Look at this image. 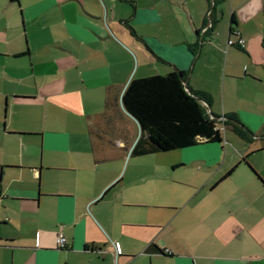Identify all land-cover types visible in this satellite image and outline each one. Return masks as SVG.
Segmentation results:
<instances>
[{
	"label": "crops",
	"instance_id": "1",
	"mask_svg": "<svg viewBox=\"0 0 264 264\" xmlns=\"http://www.w3.org/2000/svg\"><path fill=\"white\" fill-rule=\"evenodd\" d=\"M27 1L10 0L29 15L26 49L0 23V264H264V0ZM48 46L62 66L39 98L84 117L85 133L26 110L39 98L14 60ZM134 65L132 78L183 72L222 142L131 154L138 134L119 127L134 124L132 78L118 79Z\"/></svg>",
	"mask_w": 264,
	"mask_h": 264
},
{
	"label": "trees",
	"instance_id": "2",
	"mask_svg": "<svg viewBox=\"0 0 264 264\" xmlns=\"http://www.w3.org/2000/svg\"><path fill=\"white\" fill-rule=\"evenodd\" d=\"M233 24L232 20L231 27ZM200 98L204 95L185 87L181 71L132 78L121 95L123 109L140 128L131 154L145 155L222 142L218 121L206 114ZM223 124L233 128L244 140H250L251 133L233 115L227 116Z\"/></svg>",
	"mask_w": 264,
	"mask_h": 264
},
{
	"label": "rangeland",
	"instance_id": "3",
	"mask_svg": "<svg viewBox=\"0 0 264 264\" xmlns=\"http://www.w3.org/2000/svg\"><path fill=\"white\" fill-rule=\"evenodd\" d=\"M29 5L35 4L34 0H29L27 1ZM22 15L19 13L20 10L17 8L16 3H10V0H0V23L7 29V35L11 40L15 38H19L21 41L22 46L26 49L25 46V38L24 35L22 34L23 27H22V20H28L29 15L26 13V9H22ZM41 25V23H36L35 26L36 31L34 33L35 37L39 38L41 36H44L46 32L44 30L41 31L40 28H38ZM30 28V25H28V29ZM79 48V46H76ZM52 56L55 57V47L53 46H48V47H39L37 49L31 59H29L28 56H25L20 59L14 60L17 67L19 68H24V73L26 74V82L30 87V92L32 96L34 97L35 95L40 97V82L42 80V74H45L48 79L54 75L56 76V68L57 66H62L59 64V62H55L52 60ZM7 61V63H11L13 61L12 59H4ZM1 58V61H4ZM136 65H134L133 70L129 73L127 78L123 79V74L119 76L118 81L125 82V84L128 82L130 78L133 76L139 75V71L135 73ZM69 81H71L69 79ZM123 87V88H124ZM50 90H55L51 89ZM88 92V91H87ZM35 98V97H34ZM26 110L30 112V117L32 120L38 122V125L41 126V122H43L44 117L46 118V123H45V128H51L54 127L56 130H65L68 131L72 134H80L85 133V128H84V117H81L78 115L75 111L69 110V109H64L61 106L58 105H53V104H46L45 102H42V100L39 98L37 101H33L31 103L26 104ZM87 112H91L90 109L86 110ZM3 113H4V100L2 99V104L0 107V131L2 128L3 124ZM6 117H7V109H6V116H5V128L6 127ZM133 120V119H132ZM134 121V120H133ZM120 129H134L135 133L138 134V128L137 125L131 123V125L127 123H123ZM159 155L160 157H166L167 154H156ZM153 161H147L143 163V165H151ZM82 164V163H81Z\"/></svg>",
	"mask_w": 264,
	"mask_h": 264
},
{
	"label": "built area",
	"instance_id": "4",
	"mask_svg": "<svg viewBox=\"0 0 264 264\" xmlns=\"http://www.w3.org/2000/svg\"><path fill=\"white\" fill-rule=\"evenodd\" d=\"M210 11L208 12V15H210ZM209 26H211V23H209ZM205 30V29H204ZM227 45L231 46V45H236L238 47H243L244 46V40L241 37H238L237 40L234 42L233 40H231L230 38H228L227 40ZM56 243L58 245V247L60 248H64L66 246V238L62 235H59L56 239ZM118 253V252H116Z\"/></svg>",
	"mask_w": 264,
	"mask_h": 264
},
{
	"label": "water",
	"instance_id": "5",
	"mask_svg": "<svg viewBox=\"0 0 264 264\" xmlns=\"http://www.w3.org/2000/svg\"><path fill=\"white\" fill-rule=\"evenodd\" d=\"M213 1V0H212ZM127 113V112H126ZM128 114V113H127ZM129 115V114H128ZM130 116V115H129ZM134 121H135V123H136V125H137V127H138V136H139V133H140V128H139V124H138V122L132 117V116H130ZM138 139V138H137ZM137 139L135 140V142L137 141ZM135 142H134V144H135ZM134 144L132 145V147L134 146Z\"/></svg>",
	"mask_w": 264,
	"mask_h": 264
}]
</instances>
